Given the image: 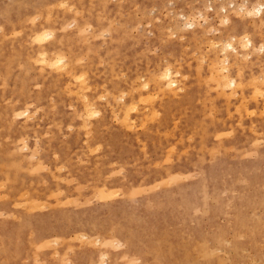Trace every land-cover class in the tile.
I'll use <instances>...</instances> for the list:
<instances>
[{"label":"rangeland","instance_id":"obj_1","mask_svg":"<svg viewBox=\"0 0 264 264\" xmlns=\"http://www.w3.org/2000/svg\"><path fill=\"white\" fill-rule=\"evenodd\" d=\"M242 1L0 0V264H264V0Z\"/></svg>","mask_w":264,"mask_h":264},{"label":"bare ground","instance_id":"obj_2","mask_svg":"<svg viewBox=\"0 0 264 264\" xmlns=\"http://www.w3.org/2000/svg\"><path fill=\"white\" fill-rule=\"evenodd\" d=\"M230 1V0H229ZM243 1H245V0H243ZM242 1V2H243ZM230 5V4H229ZM254 5H255V3H254ZM260 5H262V4H260ZM222 6V5H221ZM238 6V5H237ZM253 6V5H252ZM255 8H253V7H250L251 9H249V10H251V11H253V9H257L256 11L254 10L253 12H254V15H255V12L256 13H259L260 12V7H258V8H256L257 7V5L256 6H254ZM237 8V7H236ZM240 8L241 9H243L241 6H240ZM235 10V9H234ZM248 9H244V11L246 12H244L245 14H247L248 15V12H249V10L247 11ZM221 11H222V7H221ZM238 11H240L239 10V8H238ZM237 11V12H238ZM250 11V12H251ZM233 12H236V11H233ZM236 12V14H238ZM249 12V13H250ZM252 12V13H253ZM240 13V12H239ZM242 13H243V11H242ZM235 14V13H234ZM251 16H252V14H250ZM257 15V14H256ZM224 20H225V17H224ZM220 21H221V19H220ZM221 22H223V21H221ZM220 22V23H221ZM226 22H227V20H226ZM185 23V22H184ZM192 26V24L191 23H189L188 24V26ZM186 26V25H185ZM187 26V27H188ZM37 36H41V37H43V38H48V37H50V33H48V32H46V31H41V32H39V33H37ZM244 38H246L245 36L243 37V40H244ZM232 39V38H231ZM242 38H240V40H241ZM44 40V39H43ZM239 40V39H238ZM239 40V41H240ZM243 40H241L240 42L242 43L243 42ZM38 42V41H37ZM237 43H238V41H237ZM240 43V44H241ZM225 45L224 46H222V47H220L221 49V51H220V53H222V55H223V59L222 60H218L220 63H221V65H220V69H219V71H216V74H217V72L219 73V75H221V77H226V75H225V73H228V69H227V65H228V50H232V51H234L235 50V48L233 47V44L230 42V41H228L227 43H224ZM245 44V45H244ZM244 44H243V46H244V48H247L248 46H250L251 45V43H250V41L249 40H245V42H244ZM223 45V44H222ZM239 45V44H238ZM242 45V44H241ZM243 46L242 47H240V45H239V47L240 48H243ZM261 47V46H260ZM255 49V51H257L256 49L257 48H254ZM261 49V48H260ZM259 52V51H258ZM245 56H249V55H245ZM246 58V57H245ZM243 59V58H242ZM61 62V58H59L58 59V61H57V63H60ZM219 63V64H220ZM215 66V65H214ZM239 72V71H238ZM240 73V72H239ZM239 75V74H238ZM163 76H164V78H168V80H167V83L166 84H168V87L170 86V87H174V88H176V83H175V81L174 80H172L171 78H170V72H169V70H166L165 71V73H163ZM158 78V77H157ZM223 79V78H222ZM225 80H227V79H224L223 80V82H222V84H224L225 82ZM221 84V85H222ZM220 85V86H221ZM224 85H228V87H229V85H233V86H235L236 87V85H234V82L232 81V80H229L227 83H225ZM167 85H165V87H166ZM239 86V85H238ZM164 87V88H165ZM222 87V86H221ZM224 87V86H223ZM227 87V88H228ZM225 88V87H224ZM238 88V87H237ZM132 106V105H131ZM88 108H87V113L88 114H90V115H93V114H95L96 113V111L94 110V108L93 107H91L90 105L89 106H87ZM134 107V106H133ZM128 108H130L129 106H128ZM132 110H133V108H132ZM21 113V112H20ZM26 115V114H25ZM18 116H19V114H18Z\"/></svg>","mask_w":264,"mask_h":264}]
</instances>
